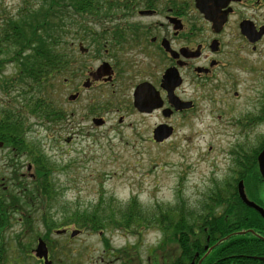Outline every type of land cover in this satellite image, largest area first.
<instances>
[{"label":"flooded vegetation","instance_id":"flooded-vegetation-1","mask_svg":"<svg viewBox=\"0 0 264 264\" xmlns=\"http://www.w3.org/2000/svg\"><path fill=\"white\" fill-rule=\"evenodd\" d=\"M199 7L207 10L208 18ZM109 10L110 13L85 17L92 18L94 23L80 22L74 32H68L76 38L63 41L66 60L64 83L71 86L73 92L67 98L69 102H75L83 94L91 96V92L98 88L100 97L109 100L100 101L102 106L90 103L87 112L94 115L101 111L104 115L117 116L119 109L111 108L114 105L112 98L119 102V93L131 90L130 108L140 116L156 114L159 117L151 131V141L155 144H162L174 135L173 119L183 116L185 119L194 118L199 102L204 104L207 101L214 106L219 101L223 100V103L229 94L246 103L243 105L245 110L234 124L242 129V134L264 126V0H119L115 8ZM83 27L88 31H83ZM95 62L97 64L93 65ZM167 71H171V76L165 79ZM83 73L86 75L84 81L79 79L73 86L72 82L77 76L81 78ZM175 79L177 85L173 86ZM139 86L145 87L148 94L152 93L160 107L150 112H139L133 104L134 92ZM169 91L174 95L172 100L168 98ZM122 104H125L124 100ZM176 104L179 108L175 107ZM209 113L212 115L213 110ZM63 115L64 111H61L60 116ZM94 119L102 122L99 126L93 124L95 127L105 125V117L94 116L92 123ZM117 122L119 126L123 125V118L119 117ZM159 125L171 128V134L157 143L153 139V130ZM116 136L124 140L119 129H116ZM259 137L258 150H248L246 144L234 146L226 156L228 158L225 157L227 165L221 173L222 178L217 179L216 175L212 187L210 174L207 193L197 200L191 211L190 235L199 248L193 249L190 264H206V258L224 237L226 240L237 234H249L248 231L264 234L261 229L243 228L239 224L248 220L247 206L237 198V193L236 197L230 193L237 192L240 182L244 189L253 185L258 188L254 193L257 197L247 196L264 209V191L259 190V186L264 187V178L258 163V155L264 147V134ZM31 169L28 168L27 172ZM29 176L28 179L35 180L32 174ZM253 176L255 179H251ZM0 188L6 189L1 184ZM211 188L216 192V198H211ZM223 190H229L228 196L232 198H220ZM224 200L227 203L223 204ZM15 206L13 216L0 215L5 219L0 223V234L5 233L3 229L7 230L8 225L11 228L10 223H15L17 216L18 220L23 219L25 213L21 204ZM35 210L42 222L49 221V206ZM250 210L258 216L259 224L264 223L254 209ZM25 217L28 221L33 219L30 213ZM42 229L33 244H28L29 247L21 245L20 237L17 238L19 245L14 249L0 247V261L7 260V264H71L66 254H55L57 249L49 247V225L42 224ZM73 232L63 229L61 234L69 233L71 238ZM215 234L228 235L217 239ZM39 238L45 244L46 260L36 256ZM11 250L12 253L9 252ZM6 254L9 257H3ZM62 258L68 263H64Z\"/></svg>","mask_w":264,"mask_h":264},{"label":"rangeland","instance_id":"rangeland-1","mask_svg":"<svg viewBox=\"0 0 264 264\" xmlns=\"http://www.w3.org/2000/svg\"><path fill=\"white\" fill-rule=\"evenodd\" d=\"M38 3L37 0H0V24H4L6 18L15 17L22 19L19 24L24 23V19H28L25 17L26 11L37 8ZM65 11H70L64 17L66 25L72 24L69 25L70 32H74L75 21L94 23L92 18L82 19L85 15L75 14L72 8L66 7ZM74 38L76 37L73 33L61 37L63 41ZM17 50L18 47L10 46L6 55L0 58L9 59ZM90 60L92 61V58ZM85 61L88 62L86 58ZM96 64L97 62L93 65ZM14 71V66L7 64L0 70V74L14 75ZM65 77L66 74L60 76L50 82L49 86V102L56 110L64 111V115L49 122L27 116L26 123L29 126L26 139L36 148L37 153L39 151L40 155L45 156L49 166L54 168L49 179L52 184L56 182L58 187V203L57 200L51 201L49 216L52 219L49 220H62L57 212L59 205L71 210H82L86 207L90 211L101 197H111L120 205H125L131 197H135L144 209L151 210L156 204L172 206L180 196L186 208L193 211L191 206L207 191L210 174L211 178L216 175L217 179L222 178L221 173L227 165L226 156L234 146L246 144L248 150L254 149L260 140L257 136L264 134V126L256 127L254 132H251V129L246 130L244 134L241 133L240 127L234 126L238 115L245 110L243 105L246 103H241V98L236 99L229 94L223 103L222 100L214 106L207 101H204V104L199 102V110L194 118L185 119L183 116L173 119V125L176 127L174 135L162 144H155L151 141V131L159 117L156 114L140 116L130 108L128 102L130 103L131 90L120 92L119 102L112 98L114 105H111V108L119 109L117 116L104 115L101 111L90 115L87 112L90 103L102 106L100 101H108L109 98L102 99L97 88L91 92V96L83 94L71 103L67 98L73 93L72 87L65 85ZM85 77L84 73L81 78L77 76L72 82L73 86H76L79 79L84 81ZM15 95L7 97L6 93L0 90V100L3 102H12L11 97ZM23 98L26 97H17V105H20ZM122 100L125 104H122ZM228 105L232 107L229 108ZM210 110H213L212 115ZM94 116L105 117V125L95 127L91 122ZM119 117L123 118L121 126L117 122ZM116 129L122 132L124 140L116 136ZM12 156L9 147L0 148V182L4 179L6 189L16 190L18 194L22 189L14 188L12 165L20 162L17 165L20 177L18 181L21 184L25 182L27 187L32 185L28 176L32 174L35 178L36 168L32 167L28 173L27 167L32 165L26 154H21L17 159ZM247 188L249 195L256 198L254 193H257L258 188L253 185H248ZM259 190L263 192L264 187L259 186ZM222 194L227 200L232 198L228 196L229 190H223ZM21 196H24L23 192ZM225 203L227 202L224 200L223 204ZM30 215L32 220L26 222L27 217L18 220L17 216V221L10 223L11 228L8 225L7 230L3 229L5 233L0 234V247L6 250L14 249L19 245V237L22 246L29 247L33 244L36 235L42 233V224L49 225V221L42 222L38 211L34 209L30 210ZM63 229H68L69 233L75 230L79 233L71 238L69 233L63 236L55 234ZM130 231L127 233L121 229H107L91 232L74 225L63 226L49 230V247L57 249L55 254H66L71 264H169L178 254V249L173 244L162 245L163 234L157 227L148 226L140 234H136L132 229ZM3 257H9V254ZM62 261L68 263L64 258ZM0 263L7 264V260Z\"/></svg>","mask_w":264,"mask_h":264},{"label":"trees","instance_id":"trees-1","mask_svg":"<svg viewBox=\"0 0 264 264\" xmlns=\"http://www.w3.org/2000/svg\"><path fill=\"white\" fill-rule=\"evenodd\" d=\"M37 1L39 2L37 8L26 11L25 17L28 19H24V23L19 24L22 19L9 17L4 24H0V57L6 55L10 46L18 47L11 58H0V70L7 64L14 66L15 70L14 75L0 74V90L6 93L7 97L16 94L11 97L12 102L0 100V142L9 147L15 159L21 154H26L30 164L36 168L34 172L36 180L31 181L32 185L27 187L25 182L23 185L18 181L20 177L17 165L20 162L12 165L14 188L22 190L17 194L16 190L11 188L0 189V192L2 190L0 215L3 217L8 214L13 216L15 205L19 201L22 208L49 206L50 209L51 201L57 200L58 203V187L56 182L52 184L49 179L54 168L49 166L45 156L40 155L39 151L37 153L36 148L26 139V131L29 128L26 123L27 116L40 118L42 122L62 117L61 111L56 110L49 102V86L50 82L59 79L65 72L66 60L61 37L68 34L69 25H72L65 23L64 17L70 12L65 11L66 7L72 8L77 15L93 17L100 15L101 12L110 13L109 9L115 8L119 0H69V3L67 0ZM74 23L75 29L80 21ZM83 28H81L83 31H88V28ZM19 96L26 98L17 105ZM22 192L24 196H21ZM246 211L248 220L239 224H242L243 228L264 231V223H258V216L250 209L246 208ZM57 212L62 220H49V230L74 225L91 232L121 229L130 233L132 229L136 234H140L148 226L157 227L163 234L162 245L173 244L179 249L169 264H190L193 249L199 248L190 235L192 212L186 208L180 196L172 206L156 204L151 210L144 209L135 197H131L125 205H120L111 197L107 199L101 197L90 211L86 207L82 210L80 208L71 210L59 205ZM49 219L52 217L49 216ZM4 221V218H0V223ZM25 221L28 222V217ZM248 232L249 234H237L223 241L208 255L206 264H264L254 258L264 257V234ZM215 235L219 239L228 234Z\"/></svg>","mask_w":264,"mask_h":264},{"label":"water","instance_id":"water-1","mask_svg":"<svg viewBox=\"0 0 264 264\" xmlns=\"http://www.w3.org/2000/svg\"><path fill=\"white\" fill-rule=\"evenodd\" d=\"M199 9L204 14V16L206 18L209 17L206 9H204L202 7H199ZM170 72L171 71H167L165 73V76H164L165 79H167L168 77L171 76V74H169ZM173 83H175L173 86L177 85V79H175V81ZM173 96L174 95H172V93L169 91L168 92L169 100H172L174 98ZM133 104H134V107L139 112H150L154 108L160 107V104L156 103V99H155L154 95H152V93L148 94L147 89H145V87H142V86L137 87L136 91L134 92V103ZM175 107L179 108V106H177V104L175 105ZM168 115L169 114H167V116ZM93 123L97 126L102 124L100 119H94ZM170 134H171V128H169L168 126H165V125H159L156 128H154V130H153V139L155 140V142L158 143V142L163 141L164 139H167L170 136ZM2 146H3V144H2V142H0V147H2ZM258 163H259V170H260L261 176L264 178V148L260 152V154L258 155ZM238 193H239L240 199L242 200V202L245 205L256 210L259 213V215L264 218V210L246 198L242 183H240L238 186ZM71 235L74 236L75 232H73ZM36 256L39 258L43 257L46 260V248H45L44 242L41 240H39V242L36 246ZM259 260L264 261V258H260ZM49 264H50V262H49Z\"/></svg>","mask_w":264,"mask_h":264}]
</instances>
